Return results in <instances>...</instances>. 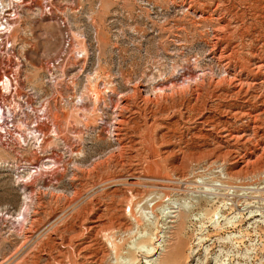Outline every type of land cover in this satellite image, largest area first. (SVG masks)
Masks as SVG:
<instances>
[{"label":"rangeland","instance_id":"374dc122","mask_svg":"<svg viewBox=\"0 0 264 264\" xmlns=\"http://www.w3.org/2000/svg\"><path fill=\"white\" fill-rule=\"evenodd\" d=\"M2 3L15 14H8L13 49L0 55V69L10 75L6 104L26 124L27 139L21 148L0 144V264L145 260L128 248L131 236L108 242L103 228L114 215L154 226L151 192L161 190L165 215H183V251L192 252L175 264H264V163L231 167L242 149L218 137L222 128L246 130L243 113L259 110L257 100L243 102L231 89L240 82L253 94L247 84L263 76L255 62L264 63V0ZM163 86L160 98L154 90ZM76 188L100 232L86 230L88 210L77 213L82 203L67 205ZM80 244L91 246L80 251ZM117 254L129 258L119 261Z\"/></svg>","mask_w":264,"mask_h":264},{"label":"bare ground","instance_id":"6f19581e","mask_svg":"<svg viewBox=\"0 0 264 264\" xmlns=\"http://www.w3.org/2000/svg\"><path fill=\"white\" fill-rule=\"evenodd\" d=\"M2 1V0H1ZM224 54V53H223ZM225 55V54H224ZM255 67L258 71H263V76L261 77V79H257V78H254V79H250L251 81H249L250 83L247 84L248 85H251L254 89H256L257 91H255V93H251L249 92L247 89L243 88V84L238 82V83H234L232 85V94L234 95H238V94H241L243 96V102H247V100H249V98L251 99H255V101L257 100V102L260 104V107L257 105V107H259V110L258 111H247V112H244L243 114L245 115L247 119V129L246 130H242V131H239V130H235V129H225V128H222L220 129L221 131L218 133V137L220 140L222 141H228L229 139H234L237 144H238V147H236V149L240 148L242 149V155H240V161L238 160H234L232 162V164H230L231 167L233 168H243V166H247V164H253V163H258V164H262L264 163V131H262L260 129V126L257 122L258 119V112H264V63L260 60H257L255 62ZM255 73H257L255 71ZM254 73V74H255ZM226 78H222L220 80V83H222L223 81H225ZM229 80V79H228ZM229 82V81H228ZM245 82V81H244ZM243 82V83H244ZM246 82H247V79H246ZM230 83V82H229ZM170 84H173V82H171ZM245 84V83H244ZM168 87V86H167ZM164 86L163 88H158L155 91H158L157 95L160 96H164ZM171 89V88H170ZM138 93V92H137ZM141 94V93H140ZM139 94V95H140ZM227 94V93H226ZM229 94V93H228ZM136 95V94H135ZM195 95V94H194ZM230 95V94H229ZM228 95V96H229ZM199 96V95H198ZM197 96V97H198ZM218 96V95H217ZM237 97V96H236ZM231 98V96H230ZM131 99V98H130ZM229 99V98H228ZM235 99V98H234ZM253 101V100H252ZM251 101V102H252ZM144 102V101H143ZM231 102V101H230ZM249 102V101H248ZM232 103V102H231ZM125 105V104H124ZM146 105V104H145ZM127 106V105H126ZM132 106V105H131ZM129 108V107H128ZM241 108V107H240ZM249 108V107H248ZM256 108V107H255ZM127 109V108H126ZM136 109V108H135ZM134 109V110H135ZM233 112H239V110L233 108ZM120 111V110H119ZM230 111V110H229ZM228 111V113H230ZM136 112V111H135ZM121 113V112H120ZM134 113V112H133ZM233 113V114H234ZM232 114V115H233ZM242 114V113H241ZM259 114V115H260ZM123 116V115H122ZM234 116V115H233ZM237 117V116H236ZM206 119V118H205ZM222 120V119H221ZM228 121V120H227ZM261 121V119H260ZM264 121V120H262ZM261 121V122H262ZM121 120L119 118H117V120L114 122L113 126H112V132H113V136L115 137V140L118 141L119 140V130H120V124H121ZM125 122V120H124ZM127 122V121H126ZM199 123L203 122V120H198ZM220 122V121H219ZM246 122V121H245ZM242 123V122H241ZM196 124V123H195ZM206 124V123H205ZM221 124V123H220ZM222 125V124H221ZM228 125V124H227ZM213 126V125H212ZM211 126V127H212ZM227 127V126H226ZM105 128V127H104ZM146 128H149V127H146ZM213 128V127H212ZM240 128V127H239ZM126 129V128H125ZM124 129V130H125ZM208 129V128H207ZM237 129V128H236ZM102 130V129H101ZM217 134V133H216ZM128 135V134H127ZM214 135V134H213ZM123 136V135H122ZM125 138V137H124ZM217 138V137H216ZM249 138V139H248ZM248 140L249 143H245L247 142ZM240 141V143H238ZM150 142V141H149ZM134 143V142H133ZM230 143H231V140H230ZM236 144V143H234ZM124 145V144H123ZM225 146V145H224ZM120 148V147H119ZM131 148V147H130ZM216 148V147H215ZM125 151V150H124ZM239 151V149H238ZM235 152V151H234ZM226 153V152H225ZM231 153V152H230ZM236 154V153H235ZM113 156V155H112ZM233 157V156H232ZM49 158V157H48ZM44 160V162H50L49 160ZM120 159V158H119ZM122 159V157H121ZM133 161V160H132ZM101 163V162H100ZM105 163V161H104ZM214 163V162H213ZM98 164V163H97ZM119 164V163H118ZM123 164V163H122ZM121 164V165H122ZM130 164V163H129ZM135 164V163H134ZM257 164V165H258ZM45 164L41 163L40 166L41 168L44 167ZM137 165V164H136ZM263 165V164H262ZM39 166V167H40ZM125 166V165H124ZM123 166V167H124ZM139 166V165H138ZM254 166V165H253ZM132 167V165H131ZM252 167V166H251ZM261 167V166H260ZM259 167V168H260ZM138 168V167H137ZM141 168V167H140ZM130 169V168H129ZM128 169V170H129ZM134 169V168H133ZM250 169V167H249ZM91 170V169H90ZM131 170V169H130ZM142 170V169H141ZM254 170V169H253ZM89 171V170H88ZM127 171V170H126ZM80 172H83V171H80ZM99 172V171H98ZM33 173V172H32ZM35 173V171H34ZM135 173V172H134ZM31 174V173H30ZM73 174V173H72ZM113 174V173H112ZM129 174V172H128ZM138 174V173H137ZM34 175V174H33ZM74 175V174H73ZM100 175V174H99ZM106 175H107V172H106ZM109 175V174H108ZM108 175L105 176L106 178H108ZM89 176V175H87ZM113 176V175H112ZM127 176V175H126ZM136 176V175H135ZM104 177V178H105ZM111 177V176H109ZM187 177V176H186ZM81 178V177H80ZM101 178V177H99ZM118 178V177H117ZM228 178V177H227ZM74 179V178H73ZM109 179V178H108ZM108 179H106L108 181ZM112 180H114V178H110ZM133 179V178H132ZM135 179V178H134ZM111 180V181H112ZM116 180V179H115ZM121 180V179H120ZM154 180V179H153ZM110 181V182H111ZM101 182V180L99 181ZM117 182H119L117 180ZM126 182V181H125ZM97 183V182H96ZM108 183V182H107ZM116 183V182H115ZM103 184V183H102ZM135 185V182H132V181H128L126 183V185ZM154 184V183H153ZM109 185V183H108ZM151 185V184H150ZM104 186H107V185H104ZM166 186V185H165ZM252 187H255V186H252ZM23 188V187H22ZM78 188V187H77ZM76 189H73L72 190V196L67 200V205H71V204H74V203H77V204H81L82 203V207H80L78 210H77V213H79L82 209V212L83 211V208L86 209V211L88 210V212H85V220H87L89 223L87 225V228L86 230L90 233V231L92 229H94L95 227H98V216L96 217H89V214H91L92 212V209L93 207L92 206H86L88 204V202H81L80 198H81V193L79 190ZM129 188V187H128ZM160 188V187H159ZM243 188V187H242ZM81 189V188H80ZM130 189V188H129ZM133 189V188H132ZM131 189V190H132ZM164 189V188H163ZM167 189V188H166ZM165 189V190H166ZM125 190V189H124ZM168 190V189H167ZM259 191V189H258ZM24 192V191H23ZM151 192V191H150ZM122 193V192H121ZM153 193V198L151 199L153 204L151 205L150 209H151V212L153 213V215L155 216V222L157 221V223H160L161 224V227L158 231V233L156 234V229L158 228L157 227V223H155L154 226H152V222H144V223H141L139 220L137 219H128L126 222L123 221V220H119L118 217H116L115 215L114 216H111L109 218V221L108 224H106V228H103L104 229V232L107 231V239H108V242L109 241H112L113 238L116 237V235H121V234H126L124 236L126 237H129L131 236L130 240H127L128 241V248L129 249H133V251H137L139 255H142L143 258H145V260H142V258H138V259H133L131 264H175L176 260L178 261V258L179 257H183L184 260H186L188 258V255H191L192 252L191 250L188 252V254L186 255V253H184V249H183V241H181V235H182V226L184 224V217L181 213L177 212L176 215H173V216H166L165 213H164V209L163 207H161V205L159 204V200L160 199H164L166 197V192L165 191H154V192H151ZM150 193V194H151ZM112 194V193H111ZM127 196H128V193H125ZM124 194V195H125ZM145 194V193H144ZM149 194V195H150ZM133 195V194H132ZM137 195V194H136ZM223 195V194H222ZM130 196V195H129ZM134 196V195H133ZM141 196V194H140ZM151 196V195H150ZM28 197V196H27ZM26 197V198H27ZM92 197V196H91ZM111 197V196H109ZM123 197V196H122ZM125 197V196H124ZM128 198L129 197H125ZM147 198V197H146ZM144 196L142 199H146ZM150 197H148V200H149ZM66 199V198H65ZM124 199V198H123ZM84 200V199H82ZM92 200V198H91ZM141 200V199H140ZM90 201V200H89ZM125 201V200H124ZM147 201V200H145ZM97 202V201H96ZM123 202V201H122ZM136 202V200H135ZM134 202L133 205H128V214L130 215V217L132 216L133 214V207L134 205H136ZM139 202V201H138ZM136 202V203H138ZM141 202V201H140ZM149 202V201H148ZM151 202V201H150ZM91 203V202H89ZM131 203V202H130ZM142 203V202H141ZM147 203V202H146ZM66 204V203H65ZM119 204V203H118ZM148 204V203H147ZM122 205V204H121ZM73 206V205H72ZM76 206V205H75ZM114 206V205H113ZM138 206V205H137ZM77 207V206H76ZM109 207V206H108ZM124 207V206H123ZM126 207V206H125ZM124 207V208H125ZM70 208V207H69ZM72 208V207H71ZM111 208V207H109ZM119 208V207H118ZM117 208V209H118ZM84 209V210H85ZM108 209V208H107ZM113 209V208H111ZM120 209V208H119ZM72 210V209H71ZM116 210V209H115ZM122 210V209H121ZM35 209H33L30 213L31 215L29 216V223L32 225L35 221ZM69 211V210H68ZM117 212V211H116ZM175 212V211H174ZM72 213V212H70ZM76 213V212H75ZM121 213V212H120ZM123 214V213H122ZM127 214V215H128ZM67 215V214H66ZM70 215V214H69ZM106 215V214H104ZM124 215V214H123ZM77 216V215H76ZM119 216V215H118ZM121 216V214H120ZM249 216V215H248ZM84 217V216H83ZM127 217V216H126ZM128 216V218H130ZM167 217H169L170 219H168L167 221ZM64 218V217H63ZM62 218V219H63ZM67 218V217H66ZM123 218V217H122ZM61 219V220H62ZM60 220V221H61ZM84 221V220H83ZM64 222V220H63ZM29 224V225H30ZM102 225V224H101ZM28 226V225H27ZM159 226V225H158ZM99 227L101 228V226L99 225ZM98 227V228H99ZM100 228H99V232H100ZM153 228V229H151ZM30 229V228H29ZM34 229V228H33ZM97 229V228H96ZM102 230V229H101ZM51 231V230H50ZM86 231V232H87ZM55 232V231H53ZM103 232V231H102ZM219 232V231H218ZM94 233V231H93ZM98 233V231H97ZM96 233L93 234V236H97L98 234ZM120 233V234H119ZM136 236H140V237H143L145 241H148L147 243H144L142 241L137 243L135 241V235ZM142 234V235H141ZM59 235V234H58ZM79 235V234H78ZM76 235V236H78ZM100 235V234H99ZM98 235V236H99ZM71 236V235H70ZM69 236V237H70ZM94 236V237H95ZM115 236V237H114ZM122 236V237H124ZM60 237V236H59ZM62 237V236H61ZM105 237V236H104ZM64 238V237H63ZM72 238V237H71ZM71 238H69L71 240ZM92 238V237H91ZM96 238V237H95ZM121 238V237H120ZM137 238V237H136ZM208 238V237H207ZM102 239V237H101ZM104 239V238H103ZM116 239V238H115ZM122 239V238H121ZM120 239V240H121ZM129 239V238H128ZM118 241V242H121V241ZM210 239H206L205 241H209ZM68 241V240H67ZM98 241V240H97ZM103 241V240H102ZM106 241V240H104ZM83 242V241H81ZM117 242V241H116ZM115 242V243H116ZM80 243V242H78ZM100 243H101V240H100ZM103 243V242H102ZM113 243V242H112ZM125 243V242H124ZM91 244V243H90ZM106 244V243H105ZM65 245V244H64ZM63 245V246H64ZM70 245V242L68 241L66 243L65 246H69ZM107 245V244H106ZM117 245V244H115ZM126 245V244H125ZM91 246V245H90ZM90 246H82L80 244V251H83L86 247L89 248ZM108 246H109V243H108ZM108 250L110 248V246L108 247ZM112 246V245H111ZM114 246V245H113ZM151 246V247H149ZM93 247V246H92ZM100 248V247H99ZM120 247H118L119 249ZM65 250V248H63ZM78 249V250H79ZM112 249V248H111ZM93 250V249H92ZM107 251V250H106ZM121 251V250H119ZM127 251V250H126ZM129 251V250H128ZM77 252V251H76ZM86 252V250H85ZM113 252V251H112ZM111 252V253H112ZM131 252V251H130ZM129 252V253H130ZM207 252V251H206ZM67 253V252H66ZM110 253V254H111ZM60 254V253H59ZM79 254V253H78ZM107 254V253H106ZM109 254V252H108ZM119 254V253H118ZM116 255L115 256V259L116 260H119L120 258H122V260H125L124 262L127 261V258L129 257H122V256H119V255ZM58 255V254H57ZM61 255H62V252H61ZM66 255V254H65ZM82 255V254H80ZM92 254H90L91 256ZM121 255V253H120ZM54 256V255H53ZM78 256V255H77ZM83 256V255H82ZM94 256V254H93ZM113 256V255H112ZM128 256V255H127ZM56 257V255L54 256ZM65 257V256H64ZM84 257V256H83ZM86 258H88L89 256H85ZM137 257V256H136ZM60 258V257H59ZM59 258L57 259L56 263L57 264H62V263H59L58 260ZM80 258V257H79ZM45 259V258H44ZM55 259V258H54ZM35 260V259H34ZM64 260V259H63ZM66 260V259H65ZM95 260V258H94ZM129 260V259H128ZM216 260H219V259H216ZM214 259V261H216ZM120 261V260H119ZM118 261V262H119ZM206 261L207 263H209L211 261V258H206ZM81 262V261H80ZM129 262V261H128ZM222 262V261H221ZM219 262L220 264H224V263H221ZM65 263V262H63ZM77 263V262H76ZM82 263V262H81ZM29 264V263H28ZM46 264H51L50 263V260L49 262H47ZM53 264V263H52ZM78 264V263H77ZM80 264V263H79ZM87 264V263H86ZM120 264V263H119ZM214 264H218L217 262H214Z\"/></svg>","mask_w":264,"mask_h":264},{"label":"built area","instance_id":"2783aa9c","mask_svg":"<svg viewBox=\"0 0 264 264\" xmlns=\"http://www.w3.org/2000/svg\"><path fill=\"white\" fill-rule=\"evenodd\" d=\"M2 8V9H1ZM9 11L10 16H14V11L9 8H4V3L0 7V55L4 56L13 49L12 40L9 38L12 31V27L9 20ZM2 15V16H1ZM68 42H65L67 46ZM1 59H4L2 57ZM5 60L1 61V64H5ZM10 75L7 72H4L3 69H0V144L12 147L21 148L24 146V139H27V136L24 135L23 127L26 126L25 123H22L20 116L17 115V111L13 106L6 104L12 92L9 89V80ZM5 98V99H4ZM25 108V107H24ZM26 109V108H25ZM33 133L35 136H38V128L32 127ZM36 138V137H35Z\"/></svg>","mask_w":264,"mask_h":264}]
</instances>
